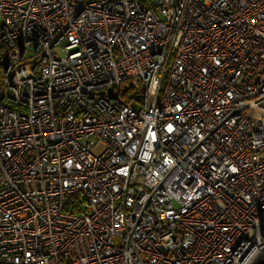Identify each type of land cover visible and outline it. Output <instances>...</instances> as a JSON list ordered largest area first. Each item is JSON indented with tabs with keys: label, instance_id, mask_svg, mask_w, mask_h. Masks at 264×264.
I'll use <instances>...</instances> for the list:
<instances>
[{
	"label": "built area",
	"instance_id": "2783aa9c",
	"mask_svg": "<svg viewBox=\"0 0 264 264\" xmlns=\"http://www.w3.org/2000/svg\"><path fill=\"white\" fill-rule=\"evenodd\" d=\"M0 15V264H264V0Z\"/></svg>",
	"mask_w": 264,
	"mask_h": 264
},
{
	"label": "rangeland",
	"instance_id": "374dc122",
	"mask_svg": "<svg viewBox=\"0 0 264 264\" xmlns=\"http://www.w3.org/2000/svg\"><path fill=\"white\" fill-rule=\"evenodd\" d=\"M2 24H3V17L0 15V25H2ZM28 51L32 52V51H33V47L30 46V47L28 48ZM102 149H103V148H98L96 152H97V153H100V152L102 151Z\"/></svg>",
	"mask_w": 264,
	"mask_h": 264
}]
</instances>
